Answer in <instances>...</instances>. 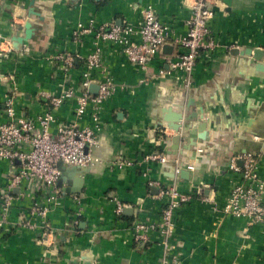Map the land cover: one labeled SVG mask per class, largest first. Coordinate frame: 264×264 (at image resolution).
Listing matches in <instances>:
<instances>
[{
    "label": "crops",
    "instance_id": "1",
    "mask_svg": "<svg viewBox=\"0 0 264 264\" xmlns=\"http://www.w3.org/2000/svg\"><path fill=\"white\" fill-rule=\"evenodd\" d=\"M219 1L209 22L217 48L198 59L190 76L175 72L143 83L144 72L127 60L121 45L99 44L103 70L116 86L101 108L96 146L100 163L81 170L78 192L67 194L63 185L64 196L47 217L49 246L42 244L37 229L24 227L31 199L20 197L19 190L10 192L11 209L7 216H0L4 222L0 264H160L166 253L178 264H264V223L248 227L247 218L221 212L232 187L241 183L240 175L229 169L231 158L255 154L257 174L264 182V71L257 69L258 63L264 65V53L260 61L231 53L245 48L264 50V0H232L230 11ZM188 2L0 0V121L4 100L14 86L16 108L26 116H37L44 109L46 101L40 92L58 94L79 87L94 41L92 34L80 42L72 38L79 25L92 22L105 25V30L110 25L137 29L144 8L151 6L168 25L171 38H179L186 33ZM30 9L37 15H29ZM25 22L31 23L33 33L17 52L11 39L23 35L18 27ZM164 46L150 63L152 74L166 71L169 60L181 51L170 43ZM61 53L74 58L69 72L53 59ZM74 107L75 101L69 100L55 112L53 133L56 125L71 122ZM166 112L194 115L193 126L200 119L207 120L206 139L185 150L183 146L193 137L180 131L178 148L172 151L177 134L159 125ZM83 120L91 123L88 115ZM182 125L187 128L188 123ZM151 152L164 154L168 162L144 161ZM189 165L193 168L188 169ZM16 168L15 163L0 160V189ZM75 181L71 189L77 186ZM149 181L171 185L191 199L173 210L170 237L151 232L149 241L134 242L133 226L157 223L168 203L158 198L159 189L149 186ZM117 203L131 208V213L118 214ZM78 206L80 215H76Z\"/></svg>",
    "mask_w": 264,
    "mask_h": 264
},
{
    "label": "built area",
    "instance_id": "2",
    "mask_svg": "<svg viewBox=\"0 0 264 264\" xmlns=\"http://www.w3.org/2000/svg\"><path fill=\"white\" fill-rule=\"evenodd\" d=\"M219 5V0H189L186 33L179 38H171L168 25L158 19L151 6L144 8L137 29L130 25H110L105 30V25L94 26L92 22L86 26L79 25L72 32V38L76 42H80L88 34H92L94 39L93 50L85 58L79 87H68L58 94L40 92L46 105L37 116H26L18 111L17 88L12 87L4 100V118L0 121V160L15 163L17 168L8 178L5 187L0 189V216H7L11 209L10 192L19 190L20 197L31 199L24 227L37 229L42 244L49 246L51 233L47 217L53 204H59L64 196L62 188L57 184L60 174L56 165L62 161L66 167L84 169L92 164L95 158L93 149L98 144L101 130V108L116 89L108 72L103 70L102 48L99 44L104 42L121 45L127 60L144 72L143 83H146L147 78L175 72L190 76L198 59L210 56L217 48L209 22L215 16V7ZM132 35H137V41L130 39ZM168 43L181 51L176 52L172 60H169L166 71L160 69L152 74L148 70L150 63ZM25 50L27 51L26 48ZM53 59L60 63L65 72L73 67L74 58L68 53L57 54ZM91 85H97L96 94L90 93ZM69 100L75 101L73 119L68 124L56 125L53 133L55 112ZM85 115H88L91 123L84 122ZM144 161L160 164L168 162L160 152L147 154ZM192 168L193 166H188V169ZM229 169L240 175L241 183L232 187L221 212L236 218H247L248 227L264 223V182L257 174V156L245 152L231 158ZM176 171L179 172L178 166ZM148 185L156 186L159 189L158 198H165L168 203L160 210V220L157 223L138 222L133 226L134 242L149 241L151 232H157L163 238L170 237L173 232V210L191 199V196L159 181H149ZM71 198L75 203H80L76 195ZM122 208L117 203L115 211L119 214ZM81 211V206H78L76 215H80ZM3 223V219L0 220V230ZM164 249L168 250L165 241ZM160 264H178V261L166 253Z\"/></svg>",
    "mask_w": 264,
    "mask_h": 264
},
{
    "label": "water",
    "instance_id": "3",
    "mask_svg": "<svg viewBox=\"0 0 264 264\" xmlns=\"http://www.w3.org/2000/svg\"><path fill=\"white\" fill-rule=\"evenodd\" d=\"M223 2V4L225 5V9L226 11H230L231 10V4H232V0H221ZM34 14L37 15L36 12H34L32 9L29 10V15ZM18 30H23V35L22 36H13L11 41L13 42L14 45V50L15 51H20V49L22 48V45L27 42L30 38L31 35L33 33V29L31 26L30 22H25L24 25L18 27ZM167 46H163V49H166ZM233 55H241V56H252L256 61H260L261 57L263 56L264 50H261L259 48H245L243 50H233L231 52ZM257 69L260 71H264V65H262L261 63L257 64ZM97 85H91L89 88L90 93L92 94H96L97 92ZM203 108H201V112ZM192 118H194V115L191 116H185L183 115L181 112H176V113H172V112H166V114L163 116L162 118V123H160L159 125H161L162 127L165 128H169L170 130L174 131L177 136L174 137L172 139L173 142V146L171 147V150L175 151L178 148V142H179V132L180 131H186V133H188L189 135H191L193 138L189 140L188 145L183 146V148L185 150H189L190 147L195 146L197 141H202L205 140L207 137V134L205 132V129L207 127V120H199L197 121L196 124H194V126L191 123ZM182 122L188 123L187 128H184L182 125ZM183 127V128H182ZM96 148L93 149V156L95 157L92 164L90 166H88L87 168H85V171L90 170V168H92L93 166H98L100 163V156H98L97 152H96ZM241 164V162L239 163ZM57 169L59 171L60 174V178L57 182L59 187H63L64 184H66L67 186L64 188L65 193H70V192H78L79 191V187H80V183H81V175L83 174V171H81L82 169H78L75 167H66L62 161H59L57 163ZM183 176H186L187 172L185 171H181L180 173ZM72 179H74L75 182H77V190L75 188H70L71 184H72ZM16 191V190H14ZM132 211L131 208L129 207H124L122 209V213L123 214H130ZM84 264H91L90 262H85Z\"/></svg>",
    "mask_w": 264,
    "mask_h": 264
},
{
    "label": "trees",
    "instance_id": "4",
    "mask_svg": "<svg viewBox=\"0 0 264 264\" xmlns=\"http://www.w3.org/2000/svg\"><path fill=\"white\" fill-rule=\"evenodd\" d=\"M84 68V67H83ZM83 68H82V70H83Z\"/></svg>",
    "mask_w": 264,
    "mask_h": 264
}]
</instances>
